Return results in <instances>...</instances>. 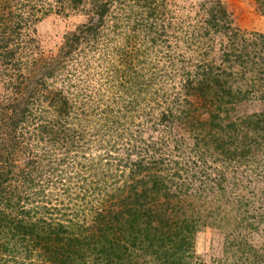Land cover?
<instances>
[{"label": "trees", "instance_id": "1", "mask_svg": "<svg viewBox=\"0 0 264 264\" xmlns=\"http://www.w3.org/2000/svg\"><path fill=\"white\" fill-rule=\"evenodd\" d=\"M87 1L89 24L65 36L59 55L45 56L34 47L37 14L66 13ZM150 1L0 0V264H201L195 235L208 218L215 224L226 211L204 200L223 187L217 176L198 184L195 174L182 178V171L200 161L211 169L207 162L214 156L230 173L237 166L248 172L264 167V112L230 120V130L210 128L206 120L190 126L191 138L173 143L189 151L177 160L160 154V147L149 154L139 146L142 122L151 119L145 99L139 103L127 93L121 102L105 103L92 94L80 96L75 84L68 91L78 76L89 74L91 60L82 62V47L95 40L91 35L112 7L148 5L151 15L164 6L163 0ZM202 8L205 18L196 33L213 49L206 51L202 74L191 78L188 72L180 82L184 91L176 93L195 98L204 113L264 100V34L235 27L220 1ZM92 86L88 82L87 89ZM179 100L172 101L180 106ZM91 138L98 144L93 160H79L91 150ZM62 158L74 162L67 166L81 179L75 189L71 179L63 181ZM231 176L233 188L243 185V175ZM245 241L236 242L245 257L223 264L263 263L254 250L247 253Z\"/></svg>", "mask_w": 264, "mask_h": 264}, {"label": "rangeland", "instance_id": "2", "mask_svg": "<svg viewBox=\"0 0 264 264\" xmlns=\"http://www.w3.org/2000/svg\"><path fill=\"white\" fill-rule=\"evenodd\" d=\"M215 1L225 5L235 27L242 31L264 34V0H163L164 6H158L156 13L151 15L148 5L140 9H135L133 4L125 5L126 7L115 5L101 22V29L91 35L95 40L89 45L85 43L82 47V62L86 64L87 60H91L89 74L83 75L82 81H79V78L83 76H78V79L68 86V91L72 92V86L75 84L77 89L75 92L80 96L92 94L98 102L101 100L105 103L108 98L121 102V98L127 93L136 94L139 103L145 99L148 101L146 112L151 119L147 122L145 117L142 122L139 146L148 153V150L153 151L160 147V154L177 160L184 152L189 151L173 143L177 140L179 142L183 139L189 140L192 135L190 126L200 127L198 124L206 120L208 125L211 123L219 126V129L230 130L228 124L230 120L238 121V118L264 112V100H250L219 110L215 107L204 113L206 108L197 107L198 105L194 104L197 103L195 98L188 96L185 100L184 97H180L181 94L176 93L184 91L181 83L187 79L188 72L189 76L194 78L204 70V61L209 54L206 51L212 48V44L209 41L207 43L196 32L201 27V20L205 18L202 5H210ZM49 2L57 3V0ZM150 4H157V0L155 3L151 0ZM89 9L87 1L81 4V7L67 10L66 13L55 10L48 14H37L38 20L32 25L35 33L34 47L38 46L45 56L59 55L65 36L89 24L92 15ZM135 10L140 13H136ZM150 31L157 33L152 34ZM29 49L31 50V47ZM209 51L211 52V49ZM88 82L93 84L91 89H87ZM177 97L180 99V106L172 101ZM89 109L92 110L90 106ZM185 120L189 123H183ZM154 140L158 144H153ZM86 146L91 147V150H87L86 157L77 156L79 160L92 158L89 156L95 154L98 144L91 138ZM116 148L122 147L117 145ZM178 150H183V153ZM191 156L194 155L190 153L187 155L189 158ZM261 159L264 162V157ZM58 161L59 157L53 158L54 163L58 164ZM73 163L69 165V160L62 158L61 170L62 177L65 178L63 181L71 179L75 184L72 188L75 189L81 179L75 169L68 170ZM218 163L214 156L212 161L207 162L211 169L202 168L204 163L200 161V165L196 167L188 163L187 169L182 171V178L195 174L196 176L191 177L197 178L198 184L199 179L217 176L221 188L223 187L222 192L213 190L204 200L206 206L214 209L221 206L226 211L215 224L208 218L207 225L196 233L194 239L196 258L201 264H223L230 257L240 255L245 257L246 253H242V250L238 252L240 247L236 242L240 243L246 239L243 247L247 253L250 254V250H254L256 254H260L257 256L263 260L261 264H264V167L257 166V170L263 173L261 174L257 170L242 171L244 167L237 166L234 167L236 169L234 174L232 170L231 173L227 172L228 169ZM221 172H225L227 177L222 176ZM243 172L248 176H244ZM231 175L239 177L243 175L241 176L244 177L241 182L243 185L233 188L236 180ZM59 189L60 187L56 193ZM232 194L238 199L234 200Z\"/></svg>", "mask_w": 264, "mask_h": 264}]
</instances>
